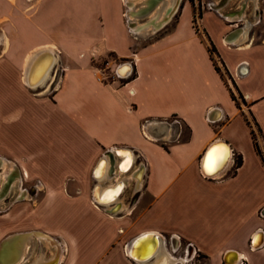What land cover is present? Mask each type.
<instances>
[{
  "label": "crops",
  "instance_id": "obj_1",
  "mask_svg": "<svg viewBox=\"0 0 264 264\" xmlns=\"http://www.w3.org/2000/svg\"><path fill=\"white\" fill-rule=\"evenodd\" d=\"M133 1L0 0V157L13 163L23 189L21 197L8 186L0 192L15 198L0 208V264H158L129 255L146 231L160 234L182 264H228V250L236 262L238 254L264 264V0H238L226 12L233 0H184L145 42L129 35ZM246 21L260 28L245 36ZM45 45L57 50L56 65L32 88L25 57ZM108 54L104 68L92 60ZM123 60L131 72L111 76ZM215 138L231 154L207 176L200 158ZM114 145L131 148L133 169H118ZM100 156L114 169L103 184H130L122 210L93 200ZM257 229L263 242L252 247ZM187 241L196 250L189 260L173 252Z\"/></svg>",
  "mask_w": 264,
  "mask_h": 264
},
{
  "label": "bare ground",
  "instance_id": "obj_2",
  "mask_svg": "<svg viewBox=\"0 0 264 264\" xmlns=\"http://www.w3.org/2000/svg\"><path fill=\"white\" fill-rule=\"evenodd\" d=\"M180 1L181 0H163L161 5L158 6V8H156V10L152 13V16H150L144 23L138 21L136 15H139L140 11L141 14L143 12H147V10L151 6L142 5L143 0H136V1L134 0L133 2L129 3L126 8L125 15L127 18V27L129 29L130 35L135 38L138 36H147L151 34L152 33L151 30L158 29L160 26L164 25L165 21H168L170 19L173 13H175V11L177 10ZM144 2L149 3L150 1H144ZM249 27H250V23L246 21L243 28L244 29L243 31L245 32V36ZM239 28L240 27L230 32L229 35L235 34ZM243 39L244 38L234 39L231 36L227 38V40L230 43H234V44H239ZM56 52L57 50L54 48V46L45 45L42 47L35 48L28 55H26L24 61L25 67H24L23 80L27 85H29L32 88H36L37 86L42 85L48 79V77H50L52 67L56 63V60L58 58ZM125 62L127 63L124 65H120V64L118 65V63L116 64V66L118 65L117 72L121 76H127L130 73L129 70H131L130 62H128L127 60H125ZM126 151L128 155L127 160L120 165V168H122V170L118 168L122 172L133 169V163H134L133 152L129 149H127ZM212 154L213 153H210L208 157L209 159L203 164V169L209 173L215 172L216 170L220 169L218 172L215 173L217 174L224 169V167L229 161L230 155L227 161L224 163L223 161L222 162L217 161L216 158H214L215 156L213 157ZM213 158L215 161L213 160ZM212 160L214 162H212ZM13 168L14 165L12 162L6 160L3 157H0V170H1L0 192L5 190L7 186L12 187V185L14 184L13 179H11L12 178L11 172ZM111 169H113L112 162L111 163L109 162L108 157H104L100 161L99 167L96 170V178H98L97 179L98 187L96 189L95 198H93V200L96 204L105 206V208L107 209L111 210V208L114 207L113 208L114 210L117 209L122 210L124 208V205L120 195L123 189L128 185V181L121 180L118 182L117 187L112 192H106L101 194L103 188L106 186V184H103V181L107 178ZM141 172H142V167L139 170V173L137 174L141 176ZM215 174L209 176H214ZM22 191L23 189L21 187V189L19 190L18 197H21L23 195ZM96 199L98 201H96ZM233 252L235 251L227 252V254L224 257L228 264L229 261L232 264H236V260H235L236 255L235 254L229 255ZM129 255L131 258L142 262L149 260L153 257L160 258L158 264H182L183 261L181 257L172 255L166 250L163 241L160 238V234H158L157 232H153L150 234H140L139 236L135 237L130 244ZM228 255H229V261L227 259ZM237 260H238V254H237Z\"/></svg>",
  "mask_w": 264,
  "mask_h": 264
},
{
  "label": "water",
  "instance_id": "obj_3",
  "mask_svg": "<svg viewBox=\"0 0 264 264\" xmlns=\"http://www.w3.org/2000/svg\"><path fill=\"white\" fill-rule=\"evenodd\" d=\"M236 27H234V28H232L231 30H229V31H227L226 32V34H225V36L229 33V32H231L232 30H234ZM224 39L226 40V38L224 37ZM227 42H228V40H226ZM127 62H125V61H123L120 65H124V64H126ZM116 70L118 71V67L116 68ZM214 117V116H213ZM214 147H216V154H215V157L214 158H216V160L217 161H219V162H226L227 161V159H228V157H229V155H230V148H229V145H228V143L226 142V140H224V139H222V138H215V139H212L207 145H206V147L204 148V150H203V153H202V155H201V158H200V168H201V171H202V173H204L205 175H213V174H215L216 172H218L219 170H216L215 172H211V173H209V172H206L204 169H203V164L209 159L208 157H209V155H210V153H212V149H214ZM110 151H115V153L116 154H118V155H121V158L119 159V161H118V163H117V167L119 168V169H121L122 170V168H120V165L123 163V162H125L126 160H127V157H128V155H127V149H130L131 150V148H129L128 146H111L110 147ZM104 156H100L99 157V159L97 160V162H96V164H95V166H94V168H93V170H92V176L96 179V170L98 169V165H99V162L102 160V158H103ZM214 158H213V160H214ZM212 160V162H214ZM211 162V163H212ZM129 165V164H128ZM128 167V166H127ZM137 167H141V163H138V166ZM126 169V168H125ZM135 172V171H134ZM132 177L133 178H135L136 179V181L134 182V186H136L137 185V181H138V179L141 177V176H139V174H132ZM120 181V179H117V180H115L114 181V183L113 184H111V185H106L104 188H103V190H102V192H101V194L102 193H106V192H112L116 187H117V185H118V182ZM97 187H98V182H95L94 184H93V186H92V197L93 198H95V194H96V189H97ZM118 193V192H117ZM96 201H98L97 199H96ZM260 212H261V214H263L264 215V206H262L261 207V209H260ZM153 231H146V232H144V233H142V234H150V233H152ZM262 239H263V232H262V230H260V229H257L256 231H254V233L251 235V237H250V240H249V244H250V246H252V247H257V246H259L261 243H262ZM229 251H233V250H228L227 252H229ZM226 255V254H225ZM224 262H226V260H225V258H224Z\"/></svg>",
  "mask_w": 264,
  "mask_h": 264
},
{
  "label": "rangeland",
  "instance_id": "obj_4",
  "mask_svg": "<svg viewBox=\"0 0 264 264\" xmlns=\"http://www.w3.org/2000/svg\"><path fill=\"white\" fill-rule=\"evenodd\" d=\"M136 1V0H135ZM153 1H155V0H153ZM152 1V2H153ZM162 1L163 0H157L156 2H153V4H152V6L147 10V12H143L142 14H141V11L139 12V15H136V18L138 19V21H140L141 23H144L150 16H152V13L156 10V8H158V6H160L161 5V3H162ZM184 0H181L180 1V3H179V5L181 4V2H183ZM191 1V0H190ZM204 2H206V1H209V0H203ZM231 0H229V2H230ZM236 1H238V0H233L232 2H230L229 4L227 3V5L226 6H223L222 8H224V12H226V11H231V10H235V8H236ZM179 7V6H178ZM204 8H206V6H204ZM178 9V8H177ZM244 11L246 12V17L249 19L250 18V16H249V11L250 10H248V6L246 5V7H245V9H244ZM175 15H176V11H175V13H173V15L170 17V19L168 20V21H165V23H164V25H162V26H160L158 29H155V30H151V34H149V35H147V36H139L140 37V42H145V41H147V40H149V39H151V38H153L154 36H156V35H158L161 31H163L165 28H167L172 22H173V20L175 19ZM232 18H235V19H243L242 17H232ZM250 20V19H249ZM243 21V20H242ZM251 28H254V29H259L260 28V24L258 23H255L254 21L252 22V26H250ZM249 27V28H250ZM152 28V27H151ZM130 35V34H129ZM131 37H133V36H131ZM107 58H111V54H108L104 59L103 58H98V59H92L93 60V62L98 66V67H100V68H104V66H105V64H106V62L108 61L107 60ZM212 58H213V62L217 65V67L219 68V65H220V63H219V60H218V57L214 54V53H212ZM129 60V59H128ZM123 61H125V60H123ZM120 62V61H119ZM118 63V62H117ZM116 64V63H115ZM115 64H114V67H115ZM171 118V117H170ZM263 147H264V144H263ZM1 171V170H0ZM12 179V178H11ZM18 178H16V179H13V185H12V192L11 193H13V191L14 192H17L18 190H20L21 189V182H20V185H18V187H16V180H17ZM130 187V184L129 185H127L126 186V189H128ZM10 188V187H9ZM19 194V193H18ZM28 195V194H27ZM9 196V195H8ZM15 198H11V197H6V198H1L0 199V208H4L7 204H9V202L10 201H12V200H14ZM138 210H137V208L136 209H134L133 210V214L135 213V212H137ZM48 218H47V215H45V220H47Z\"/></svg>",
  "mask_w": 264,
  "mask_h": 264
},
{
  "label": "built area",
  "instance_id": "obj_5",
  "mask_svg": "<svg viewBox=\"0 0 264 264\" xmlns=\"http://www.w3.org/2000/svg\"><path fill=\"white\" fill-rule=\"evenodd\" d=\"M123 61H121L120 63H118V65L119 64H121ZM107 63V62H106ZM117 65V66H118ZM117 66H116V68H117ZM116 68L115 69H113L112 70V73H111V76H114V77H118V78H120V77H124V76H121L118 72H117V70H116ZM130 72H131V70H129ZM128 71V72H129ZM171 121H173V122H176V123H179L180 122V120L177 118V117H172V119H171ZM202 155V154H201ZM207 176H209V175H207ZM261 213V212H260ZM254 233V232H253ZM262 242H263V239H262ZM188 247H190V251H189V254L186 256V254L188 253ZM173 252H174V254H175V252H181V254H182V256L186 259V260H189L190 258H191V255L192 254H196V250H195V247L191 244V242L190 241H187L186 243H184L182 246H180V247H175L174 249H173ZM236 264H247L246 263V261H245V259L243 258V257H238V260H237V262H236Z\"/></svg>",
  "mask_w": 264,
  "mask_h": 264
},
{
  "label": "trees",
  "instance_id": "obj_6",
  "mask_svg": "<svg viewBox=\"0 0 264 264\" xmlns=\"http://www.w3.org/2000/svg\"><path fill=\"white\" fill-rule=\"evenodd\" d=\"M215 68L217 69V65H215ZM232 94V93H231ZM232 97H233V94H232Z\"/></svg>",
  "mask_w": 264,
  "mask_h": 264
}]
</instances>
